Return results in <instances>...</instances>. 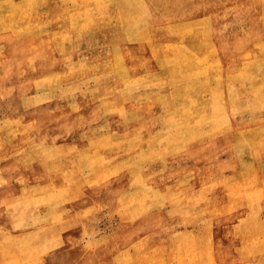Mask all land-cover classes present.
Returning a JSON list of instances; mask_svg holds the SVG:
<instances>
[{
    "label": "bare ground",
    "instance_id": "obj_1",
    "mask_svg": "<svg viewBox=\"0 0 264 264\" xmlns=\"http://www.w3.org/2000/svg\"><path fill=\"white\" fill-rule=\"evenodd\" d=\"M19 15L25 19V31L33 35L7 32H16ZM0 28L2 55L8 61L0 71V95L12 93L16 106L15 93L22 87L28 90L25 82L17 85L19 78L45 79L32 82L30 89L37 91L40 85L48 103L21 109L30 120L18 128L50 123L51 132L36 138L38 149L46 148L49 159V149L56 144L57 161L68 162L66 171L58 170L66 172V178L56 191L47 187L24 204L0 201V264L16 260L14 250L28 246L34 249L27 264H36L35 254L44 261L53 252L21 237H37L44 230L40 239L62 240V230L73 223L65 201L86 205L78 193L87 188L84 175L95 185L91 204L116 203V198L128 210L162 204L166 193L155 189L153 177L162 171V156L169 151L190 160L181 175L183 183L189 181L182 187L192 191L186 216L190 224H199L204 216L224 225L243 224L240 214L226 220L214 216L230 194L235 201L243 191L257 204L239 235L258 253L252 249L258 258L251 264H264V0H0ZM31 37L36 44L46 40V49L31 50L33 65L20 71L9 60L22 57L19 47ZM30 100L35 107L37 101ZM139 141L145 142L142 147ZM187 142L190 147L185 148ZM122 147L126 164H109L107 159L116 158ZM66 153L81 155L70 159ZM49 163L51 170L58 168ZM127 165L136 170L125 190L120 181ZM177 166L173 171L180 178ZM102 171L107 177L99 179ZM59 173L53 175L59 178ZM252 182H258L254 189ZM183 188L175 193H184ZM22 193L27 196L25 188ZM45 196L52 198L41 204L47 210L41 214L40 198ZM185 201L180 196V202ZM56 214L63 219L59 228L53 224L58 222ZM127 222L129 239L147 231L143 219L129 215ZM210 225L205 226L208 239ZM79 230L86 234L90 229L80 225ZM193 234L191 230L186 238L190 264H197L196 255H207L209 248L193 243ZM88 246L94 252L115 251L113 245L100 248L93 240L84 248ZM178 251L181 257V247ZM15 263L21 264L18 258Z\"/></svg>",
    "mask_w": 264,
    "mask_h": 264
},
{
    "label": "rangeland",
    "instance_id": "obj_2",
    "mask_svg": "<svg viewBox=\"0 0 264 264\" xmlns=\"http://www.w3.org/2000/svg\"><path fill=\"white\" fill-rule=\"evenodd\" d=\"M21 19V24L15 28L16 32L6 29L7 32L17 37H29L33 35V33L25 31L28 27L25 26L26 22L23 16H21ZM1 35L2 34H0V37ZM45 41L46 40L42 39L36 44L32 37L31 41L23 40V44L19 47L22 57L18 58L16 61L12 59L9 60V64L14 66L17 63L18 70L20 71H24V69L32 66L34 62L33 59L30 58L31 50L34 52L36 46L41 50L46 49ZM8 43L11 46L14 45V42ZM7 62L6 57L2 55V48L0 45V71L8 64ZM44 80L45 79L39 78L35 82L26 75L19 78L16 82L17 85L20 86L25 82L28 86V90L27 93H25L22 87L21 90L15 93L16 106L12 103V93L11 95H0V201H8V204H6L7 206H9V202L15 200H18V204L27 203L29 202L28 198L30 195L36 196L39 194L40 196L44 191L48 190L47 187H50V190L55 189L56 191L65 182L66 172H59L61 170L66 171V164L68 162L64 158L57 161L58 155L56 147L58 146L53 144V148L49 149V159H46L45 156L46 148L38 149L40 143L37 144L36 138H42L45 131L51 132V124L43 121L40 126L35 127L36 129L29 128V126L18 128L23 122L30 120L22 110L31 111L48 103L47 97L45 96L46 93L40 85L37 90L38 92L30 89V84L32 82L37 83L38 81ZM31 98L37 101V105H34L35 107L31 106L33 104L30 100ZM14 109L18 110L13 111ZM64 111L65 108L61 110V112ZM76 142H78V140H76ZM138 143L142 142L139 141ZM144 143L141 144V147ZM184 144L185 148L190 147L189 142ZM42 145H44V142ZM175 148H177V146ZM162 153L164 154V152ZM181 154L184 156V153ZM66 155V157L73 159L79 157L81 154L72 155L66 153ZM127 157L128 155L123 154L122 147L118 156L114 159H107V162L112 165L126 164ZM177 157L174 151H169L162 156L164 159V161L162 160V171L155 173L153 179L155 181V189L165 190L166 197L163 199L162 204H158V202H155V204H146L147 207L145 206V208L139 207L128 210L123 206L125 204H121V198H116V203L104 201L91 204L92 200H90V197L93 194L95 185L90 184L84 175L82 180L86 182L87 188L78 193L82 196L79 202L86 205L78 206L74 203L75 201L73 199L65 201L67 217L73 223L70 225L71 229L68 231L62 230V240L52 241L47 238L40 239L44 234V230L37 237H21L31 238L32 244H40L39 248H42L40 249L42 251H53L44 261L41 260V254H35L34 262L37 261L36 264H190L191 258L188 253L189 242L186 237L191 233V230H193V243H207L209 248L207 255H196L197 264L253 263L258 258L252 251L254 246L251 245L247 238L243 241L240 240L241 236L239 232L241 226L248 223L251 209L257 204H252V200L246 195L243 196V191L241 195H235L240 197L239 200L231 201V189H229L230 195H228V197L230 201H227L226 204H219L216 207L214 216H222V218L226 220L227 218L240 214L243 224L229 222L224 225L219 219L208 220L205 216L201 219L199 224H190L189 221L191 217L187 218L186 216H189L187 210L191 209L190 199L192 191L189 192L190 188H183L184 184L189 181L187 180L183 183L184 177L181 176L184 173L183 169L189 165V159L186 160L185 156L183 158ZM201 158L203 159V156H201ZM24 159L30 161H24ZM49 162L57 164L58 168L56 170H51ZM178 162L179 164L177 166ZM93 164L94 163L91 162L89 167H93ZM176 166L178 169H181L180 178H178L173 171ZM127 168V175L120 181L124 185L125 190L130 188L127 187V185L130 183V177H134L132 173L134 174V170H136L132 165H127L126 169ZM56 171L60 174L59 178L53 175ZM102 175L103 176L99 179L106 178L107 172L102 171ZM257 183L258 182H252L251 189H254ZM178 187L185 189V192L176 194L175 189ZM23 188H25L27 196L25 193H22ZM104 191L109 192L107 188H104ZM180 196H184L186 201L180 202ZM49 198H52V196L40 198L39 213L46 214V206L41 204H47ZM83 207H85L84 211ZM4 212L5 211H2V213ZM129 212L131 214H129ZM82 215H84L82 217L83 220H80L79 218ZM129 215L132 220L143 219L142 226L147 229L146 232L140 233L133 239L126 237ZM245 215L246 217H244ZM55 216L58 217V222H53V224L56 228H59L58 225L62 223L63 219L60 214H56ZM184 217L186 219H184ZM153 218L154 222L152 221ZM209 221L213 232L212 237L208 239L205 226L207 227ZM80 225H85L90 229L88 233L82 234L79 230ZM91 240L95 241L100 248L113 245L115 248L114 253L109 254L103 251L94 252L89 246L85 249L84 246L88 245ZM57 241H61L58 247L55 246ZM71 247L75 249H71ZM179 247L183 250L181 257L179 256ZM33 249L34 247L28 246L27 249L22 252L14 250L15 254L18 253V257L16 254V260L18 258L21 264L31 262L29 250ZM255 252L257 253V251ZM109 259H111L112 263H109ZM16 260L11 262L7 260L5 263L16 264Z\"/></svg>",
    "mask_w": 264,
    "mask_h": 264
}]
</instances>
